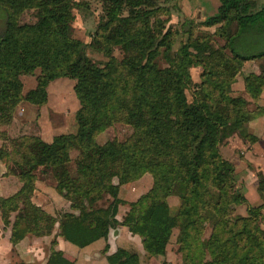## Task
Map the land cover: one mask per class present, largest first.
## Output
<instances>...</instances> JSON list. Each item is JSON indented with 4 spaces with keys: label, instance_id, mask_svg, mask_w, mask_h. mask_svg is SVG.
I'll return each mask as SVG.
<instances>
[{
    "label": "trees",
    "instance_id": "1",
    "mask_svg": "<svg viewBox=\"0 0 264 264\" xmlns=\"http://www.w3.org/2000/svg\"><path fill=\"white\" fill-rule=\"evenodd\" d=\"M104 2L110 5L107 18L84 42L72 33V0H0V123L22 99L45 103L48 80L59 76L74 80L79 104L75 131L49 141L20 133L8 147L0 145L5 174L21 181L13 193L0 194V216L11 243L27 234H49L57 223V235L83 247L121 224L139 236L146 256H154L166 252L176 228L180 264H264V175L257 173L261 201L235 213L246 197L234 162L221 151L234 134L257 140L246 124L264 113L260 104L249 107L250 100H259L264 72L244 80L250 98L233 94L232 83L244 61L264 56V4L219 0L213 13L198 22L186 18L177 30L160 17L178 9L177 0ZM126 7L134 13L122 14ZM26 8L34 9L35 19L21 22ZM197 25L216 27L197 30ZM115 45L123 51L120 58ZM87 48L105 60L94 59ZM17 60L26 68L33 62L43 66L36 86L23 96L14 74ZM194 66L201 67L200 80L189 99ZM117 121L129 125L131 133L98 142L97 134ZM40 171L52 175L55 189L70 201L69 210L53 214L32 199ZM145 172L152 176L148 190L133 200L118 195L121 184ZM172 194L178 198L173 211ZM124 203L128 208L118 218ZM106 258L108 264H141L139 251L124 246ZM46 262L72 264L53 245Z\"/></svg>",
    "mask_w": 264,
    "mask_h": 264
},
{
    "label": "rangeland",
    "instance_id": "2",
    "mask_svg": "<svg viewBox=\"0 0 264 264\" xmlns=\"http://www.w3.org/2000/svg\"><path fill=\"white\" fill-rule=\"evenodd\" d=\"M72 1L74 3L72 12L75 15L74 20L72 22V33L74 36H77L82 41L89 42L96 28L100 25V23L104 22V20L107 18L106 8L109 7L110 5L109 4L106 5L104 0H72ZM177 4H178V9L172 8L169 13H164L160 15L161 18L165 19V26H170L172 29L178 30L182 28L181 22H183L186 18H192L195 20V22L202 20L199 16L195 17V16L185 14L182 11L179 3ZM33 11L34 9L32 8L24 9L19 16V21L23 22V21L34 20L35 17L33 16ZM122 11H123L122 14L134 13L133 8H129V7L123 8ZM111 14L112 12L108 13V15H111ZM1 16L2 14L0 13V29L2 28V25H1L2 17ZM197 26H198L197 30H209V31H213L216 27V25H211V26L197 25ZM181 39H183L181 34L177 35L176 41L174 43V48L177 47ZM217 39H218V43L223 42V40L219 38ZM87 51L89 55L92 56L94 59L99 60V61L105 60V56H103L101 53L94 52L90 48H87ZM113 53L118 58L123 56V51L119 47V45L114 46ZM42 69H43V66L39 65L36 62L32 63L31 68H26V66H23V62L19 60L14 62V74L21 84L22 96L25 95L28 89L36 86L37 77L42 73ZM200 70H201L200 66H194L191 68V76H192L193 81L190 84V86L186 89V94L189 99H191L192 97V91L194 89V82H197L200 80V76H199ZM262 71L264 72V56L244 61L239 73L235 77V81L232 83V93L241 94L247 98H250L248 93L244 89V80L247 77H249L251 74H258ZM72 81L73 79L67 76L60 80L59 79L48 80L46 84V89L48 88L49 98L47 97V100L44 103L45 104L44 106L53 112H57L56 109H61L63 108V106H66L68 107V110H70V117H71V110H73L74 103L76 100L74 89L72 86ZM19 103L15 107L12 116L10 118L3 119L0 123V130L2 131V135H1L2 137L0 138V145H4L8 147L10 145V138L16 135L14 131L17 130L18 124H20V120L17 119L18 117L17 113H18V110L20 109L19 108L20 105H22ZM256 104H260L259 101L255 102L253 100H250L249 107L254 108ZM56 118H59V117H56ZM246 126L248 127V123L246 124ZM131 131L132 129L129 125H127L124 122L117 121L113 123L112 125H110L109 127L100 131L96 136V140L98 142H104L106 140L124 139L131 133ZM241 140L246 144L251 143L249 141H244L240 136H238L237 134H234L228 138V144H227L228 147L223 148L222 152H223V155H228L229 157H235L234 160L232 159L231 160L235 164L237 184L240 187V189L243 191L245 190V185L243 186L241 182H242V179L244 178L243 176H245L246 174L243 172L245 168H242V166L244 167L245 164L247 165V162H245L243 153L240 151L243 148V145L242 146L240 145ZM246 144L244 146L245 148H246ZM254 151H255V154H258V155H261V153L263 154L264 139L262 140L260 145H257ZM72 154L74 155V152H72ZM251 154H253L251 150H248L247 155H251ZM250 167L254 168L253 165ZM257 173L264 175V172L259 169ZM38 174H39L38 177L43 178L45 179V181H47L48 189L53 190L52 183L55 184V180L52 177V175L50 173L44 174L41 171L38 172ZM14 180H18V178L15 177L14 175H9L8 177L0 179L1 191L5 194H8L14 191L15 189L14 183H12ZM143 181L145 182V179ZM140 182H142V180ZM249 183L250 182H248V184ZM126 188H127L126 186H123V188H121V194L126 198L134 197L135 194L137 193L136 192L134 194H129L126 191ZM255 194H257V196ZM244 195H247V197L245 196L246 201L236 206L235 213L243 214L246 212V208L248 204L253 205L261 201V193L257 189V187H256V191L253 190L252 188L249 191L247 187V194L244 193ZM102 201L104 202V200ZM50 202L51 203L49 204V207H47V209L51 211V213L53 214L57 213L60 210H64V209L69 210L70 201L67 198H65L63 194L61 193H59V195H57L55 199H51ZM168 202L173 211L176 207L175 206L177 204L176 202H178L177 196L174 194L169 195ZM127 208H128L127 203L120 204L119 210L117 212L118 218L122 217L123 213L125 212ZM1 216H0V222H1L0 224L3 226ZM120 226L121 224H118L116 227H120ZM262 226L264 227V221L262 222ZM123 230L124 231L122 232L121 236L117 239L118 244L124 245L127 248H131L136 251L140 250L139 253H140V258H141V264H180L181 257H180V254L176 251V243H175V237L177 233L176 228L174 229L173 234L167 244L166 252L164 254H158L154 256H146L144 254L142 245L140 243L139 236L137 237V235L135 234L128 233V231H126L128 229L125 226H123ZM58 231L59 229H58L57 223H55V226L52 229L51 233L41 235V236H49L47 243L43 244V241H40V239H37L38 241L42 242L40 243V245H42V248H43V250L39 251L37 255L34 254L33 252H28V253L22 252V254L27 256V259H30L29 261H26L24 259V257L20 254L19 249L16 248L14 250V247H13L12 252L9 253L10 261L7 263L15 264L16 262H19V261H26L28 264H47L46 261H47L50 247L53 245L55 248L60 249L57 244V232ZM207 232H208V228L205 234H207ZM29 235H33V234H29ZM53 239L56 240L55 244H52L51 242ZM103 240L104 239H100L99 241L93 242L91 245L89 244L88 246L86 245L84 247L77 246L67 241L66 242L67 247L65 246L66 252L64 251L63 254L65 253L64 255L69 260H71L72 264H108L106 257L109 253L113 251L109 252L108 244L107 246L106 244H104V246L101 247V242H103ZM99 247H101L100 248L101 250H99L100 252L98 251L99 256H95L98 254L94 253L93 248H99ZM38 256H39V260L37 259Z\"/></svg>",
    "mask_w": 264,
    "mask_h": 264
},
{
    "label": "crops",
    "instance_id": "3",
    "mask_svg": "<svg viewBox=\"0 0 264 264\" xmlns=\"http://www.w3.org/2000/svg\"><path fill=\"white\" fill-rule=\"evenodd\" d=\"M259 2L261 4H264V0H259ZM177 3H179L182 11L185 14L195 16V17L199 16L201 19H204L207 15L215 11L216 6L219 3V0H177ZM64 77L66 76H59L52 80H57V79L60 80V79H63ZM73 84H74V80L72 81V86ZM47 91H48V88H47ZM75 99L76 100L74 103V108L73 110H71V117H70V110H68V107L66 106H63V108L61 109H56L57 112H53L50 109H47L44 106L45 105L44 103L35 104L32 102H29L26 99H22V101L19 103L22 105H20L19 107L20 109L18 110V113H17L18 114L17 119L20 120V124H18V128L16 131H14V133L15 134L25 133V134L39 135L44 140L49 141L52 139L53 135L57 133L75 131L76 129L75 111L78 108L77 106L78 101H77L76 95H75ZM258 101L261 105L264 106V88L261 92V95ZM56 117H59V118H56ZM247 123H248V130L257 136V140H255L254 142H251L250 144H246L242 140L240 142L241 143L240 145L241 146L243 145V148L240 151L243 153L245 162H247V165L245 164L246 166L245 165L244 167L242 166V168H245L243 172L246 174L245 176H243L244 178L242 179V182H241L243 186L245 185V190H243L245 194H247V187L249 191L251 188L256 191V180H257L258 169L264 172V152L263 154L261 153V155H258V154H255V151H254L257 145H260V143L264 139V113L251 118ZM245 144H246V148L244 147ZM223 146H221V151L223 150V148L228 147L227 144ZM248 150H251V152L254 155L253 154L247 155ZM225 156L229 157L228 155H225ZM229 158L234 160L235 157H229ZM252 165L254 166V168L250 167ZM5 170H6L5 164L3 163L2 160H0V179L8 177L9 175H12V174H5ZM144 179H145V182L143 181ZM141 180L142 182H140ZM248 182L250 183L248 184ZM12 183H14V188H15L14 191H16L21 185V181L19 179L14 180ZM52 184H53V190H49L47 187L48 185L47 181H45V179L43 178L38 177L35 181V188H34L33 195H32V199L36 203L43 206L47 211H49L47 207H49V204L51 203L50 202L51 199H55L57 195H59V193L54 187L55 184L54 183ZM151 185H152V176L149 172H145L137 179L121 184L119 186L118 195L125 200H133L137 198L141 193L148 190L151 187ZM123 186L127 187L126 191L129 194H134L136 192L137 193L135 194L134 197L126 198L121 194V188H123ZM14 191H12L11 193H13ZM0 194L8 195L10 193L8 194L3 193L0 187ZM255 195L257 196V194ZM245 196L247 197V195ZM123 226L125 225H121L120 227L111 228L109 230L107 238L101 237V238L96 239L93 242L99 241L100 239H104L103 242H101V247H103L104 244H108L109 252L114 251L118 246H124V245L118 244L117 242V239L121 236L122 232L124 231ZM126 231H128V233H131L129 230H126ZM48 237L49 236H34V235L27 234L21 240H19L16 244H12L10 241L9 227H3L0 224V264H10L7 262L10 261L9 253L12 252L13 247H14V250L16 248L19 249L20 254L24 257V259L26 261H29L30 259H27V256L22 254V252L23 253L33 252L34 254L37 255L39 251L43 250L42 245H40V243L42 242L40 241H43V244L47 243V240L49 239ZM37 239H40V241H38ZM67 241L68 240H65L60 235H57L58 247L62 249L63 252L65 251V246L67 247L66 245ZM93 242L89 244L91 245ZM101 247L93 248L94 253L98 254V255L94 254L95 256H99V252H100L99 250H101L100 249ZM37 259L39 260V256L37 257Z\"/></svg>",
    "mask_w": 264,
    "mask_h": 264
}]
</instances>
